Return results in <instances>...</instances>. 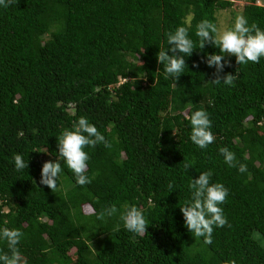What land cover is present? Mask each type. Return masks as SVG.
<instances>
[{"label": "trees", "instance_id": "16d2710c", "mask_svg": "<svg viewBox=\"0 0 264 264\" xmlns=\"http://www.w3.org/2000/svg\"><path fill=\"white\" fill-rule=\"evenodd\" d=\"M248 1L239 15L264 30V4ZM232 5H0V229L24 234L17 247L26 264H264V57L238 65L235 56L225 55L230 66L221 75L238 72V78L234 86L215 84V68L205 60L219 49L207 43L200 49L195 34L199 22L217 25V11ZM179 26L188 27L196 48L175 81L165 79L157 53L167 49V33ZM200 109L215 136L204 149L191 141L186 118ZM81 116L111 148L100 143L84 149L91 180L84 186L61 161L54 193L40 184L42 165L58 159L57 137ZM221 147L247 171L226 164ZM15 154L28 168L16 170ZM209 170L211 182L229 190L220 205L228 224L214 226L212 243L205 244L185 226L180 206L191 200L192 179ZM113 204L117 214L98 219ZM125 205L142 210L149 225L143 236L124 227L119 212ZM8 251L0 239V252Z\"/></svg>", "mask_w": 264, "mask_h": 264}, {"label": "clouds", "instance_id": "9594fccd", "mask_svg": "<svg viewBox=\"0 0 264 264\" xmlns=\"http://www.w3.org/2000/svg\"><path fill=\"white\" fill-rule=\"evenodd\" d=\"M17 0H0V5L10 6ZM196 36L199 38V48L203 49L205 44L214 45L219 53L207 55L206 64L215 68V84L223 82L225 85L234 86L236 75L232 73H221L225 64L230 66V61L225 60V55L235 56L238 65L249 62L259 63L264 57V30L253 22L249 25L243 15H238L231 28L220 29L212 21L204 19L196 25ZM168 47L160 49L157 53V61L164 66L165 79L173 78L175 81L184 73L186 66L185 57L190 56L196 48L192 39L189 38L188 27L179 26L174 31L167 33ZM171 52V54H169ZM191 124V141L201 149L207 148L214 143L215 136L211 132L212 122L208 113L203 110H196L186 117ZM174 133V132H173ZM103 143L106 148L111 144L105 136L98 131L97 127L88 119L81 116L78 122H74L72 129H64L57 137L58 159L45 161L41 169L40 184L47 186L54 193L57 190V180L62 171V163L66 164L73 173L76 183L80 186L91 183L86 175L88 170V153L86 147H95ZM220 153L224 162L230 167H237L243 173L247 171L245 164L239 163L236 156L227 147H221ZM16 170L28 168L21 154L13 157ZM62 161V163H61ZM191 165L184 164L187 170ZM212 172L206 171L199 174L198 178L190 182L191 200L180 206L184 217V224L195 238H204L205 244L212 243V233L215 227H224L228 224L223 208L220 207L228 196L229 190L222 183L211 182ZM168 188H173L170 182ZM169 191V192H170ZM119 209L115 204L105 207L98 213V219L112 217ZM119 218L124 227L134 234L143 236L148 229V222L140 208L132 205H125L123 211L119 212ZM230 227V225H229ZM24 234L20 229L4 227L0 229V239L7 242L8 252H0V264H26L17 247ZM234 264V262H233Z\"/></svg>", "mask_w": 264, "mask_h": 264}, {"label": "rangeland", "instance_id": "374dc122", "mask_svg": "<svg viewBox=\"0 0 264 264\" xmlns=\"http://www.w3.org/2000/svg\"><path fill=\"white\" fill-rule=\"evenodd\" d=\"M248 0H232L233 5L225 9L217 11V27L220 29L231 28L234 25L236 17L239 15L241 6ZM249 2V1H248ZM257 4H264V0H255ZM84 210L88 211L89 207L84 206ZM72 252V251H71Z\"/></svg>", "mask_w": 264, "mask_h": 264}]
</instances>
